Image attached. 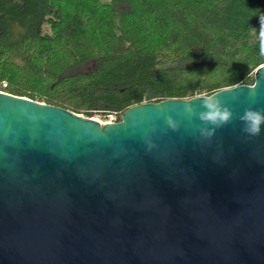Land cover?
Returning a JSON list of instances; mask_svg holds the SVG:
<instances>
[{
    "label": "water",
    "instance_id": "obj_1",
    "mask_svg": "<svg viewBox=\"0 0 264 264\" xmlns=\"http://www.w3.org/2000/svg\"><path fill=\"white\" fill-rule=\"evenodd\" d=\"M213 93L235 115L207 140L186 98L101 122L0 90V264H264V125L235 118L264 109V64Z\"/></svg>",
    "mask_w": 264,
    "mask_h": 264
},
{
    "label": "trees",
    "instance_id": "obj_2",
    "mask_svg": "<svg viewBox=\"0 0 264 264\" xmlns=\"http://www.w3.org/2000/svg\"><path fill=\"white\" fill-rule=\"evenodd\" d=\"M260 15L264 0H0V90L120 119L251 84Z\"/></svg>",
    "mask_w": 264,
    "mask_h": 264
},
{
    "label": "clouds",
    "instance_id": "obj_3",
    "mask_svg": "<svg viewBox=\"0 0 264 264\" xmlns=\"http://www.w3.org/2000/svg\"><path fill=\"white\" fill-rule=\"evenodd\" d=\"M259 39L261 41L260 52L261 55H264V15H260ZM196 100L200 101V107L203 109L198 113L195 112L192 106V102ZM183 102H185L184 111L188 118H191L195 114L201 122L198 131L199 135L204 139L210 140L217 129L233 122L235 114L223 103L218 94L204 92L198 97L186 98ZM235 118H238L242 122L243 127L241 131L247 137H256L261 134L262 125H264V109L246 108L242 115ZM166 124L173 131L179 130L180 125L172 116L166 118ZM161 131L166 133L167 129H162ZM145 143L148 150L156 146L151 137H147Z\"/></svg>",
    "mask_w": 264,
    "mask_h": 264
},
{
    "label": "rangeland",
    "instance_id": "obj_4",
    "mask_svg": "<svg viewBox=\"0 0 264 264\" xmlns=\"http://www.w3.org/2000/svg\"><path fill=\"white\" fill-rule=\"evenodd\" d=\"M2 85H6V82H3ZM92 117L100 120L101 122L112 121V119H111V117H109V115H100V114H97V115H94Z\"/></svg>",
    "mask_w": 264,
    "mask_h": 264
},
{
    "label": "built area",
    "instance_id": "obj_5",
    "mask_svg": "<svg viewBox=\"0 0 264 264\" xmlns=\"http://www.w3.org/2000/svg\"><path fill=\"white\" fill-rule=\"evenodd\" d=\"M108 115H109V117H111L112 121L117 120V116H116V114L111 113V114H108Z\"/></svg>",
    "mask_w": 264,
    "mask_h": 264
}]
</instances>
